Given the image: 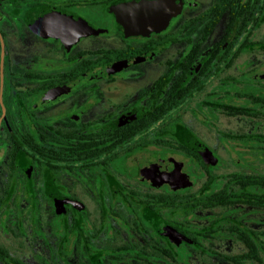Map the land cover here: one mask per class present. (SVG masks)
Here are the masks:
<instances>
[{"label": "flooded vegetation", "instance_id": "1", "mask_svg": "<svg viewBox=\"0 0 264 264\" xmlns=\"http://www.w3.org/2000/svg\"><path fill=\"white\" fill-rule=\"evenodd\" d=\"M126 1L0 0V264H264V0Z\"/></svg>", "mask_w": 264, "mask_h": 264}, {"label": "water", "instance_id": "2", "mask_svg": "<svg viewBox=\"0 0 264 264\" xmlns=\"http://www.w3.org/2000/svg\"><path fill=\"white\" fill-rule=\"evenodd\" d=\"M177 0H129L114 5V13L128 35L148 36L164 30L177 14Z\"/></svg>", "mask_w": 264, "mask_h": 264}, {"label": "rangeland", "instance_id": "3", "mask_svg": "<svg viewBox=\"0 0 264 264\" xmlns=\"http://www.w3.org/2000/svg\"><path fill=\"white\" fill-rule=\"evenodd\" d=\"M205 258V257H204ZM215 261L218 262L219 260L215 257Z\"/></svg>", "mask_w": 264, "mask_h": 264}]
</instances>
